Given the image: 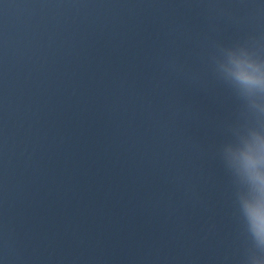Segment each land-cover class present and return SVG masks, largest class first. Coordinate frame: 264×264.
Wrapping results in <instances>:
<instances>
[{
  "label": "water",
  "instance_id": "water-1",
  "mask_svg": "<svg viewBox=\"0 0 264 264\" xmlns=\"http://www.w3.org/2000/svg\"><path fill=\"white\" fill-rule=\"evenodd\" d=\"M241 74L264 0H0V264H264Z\"/></svg>",
  "mask_w": 264,
  "mask_h": 264
},
{
  "label": "clouds",
  "instance_id": "clouds-1",
  "mask_svg": "<svg viewBox=\"0 0 264 264\" xmlns=\"http://www.w3.org/2000/svg\"><path fill=\"white\" fill-rule=\"evenodd\" d=\"M239 79L249 86L260 87L261 89H264V77L241 74L239 76ZM261 165H264V155L259 157L248 154L245 155V169L247 170L250 179L258 184L260 191L264 193V173L259 171ZM249 215L252 217L253 223L256 226L257 236L262 242H264V212L258 214L254 209L250 207Z\"/></svg>",
  "mask_w": 264,
  "mask_h": 264
}]
</instances>
